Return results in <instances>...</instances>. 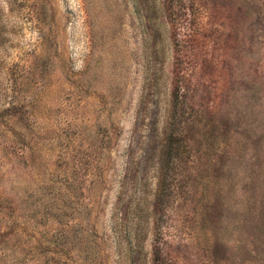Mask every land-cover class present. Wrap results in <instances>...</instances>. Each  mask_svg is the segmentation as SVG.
<instances>
[{
    "label": "rangeland",
    "instance_id": "obj_1",
    "mask_svg": "<svg viewBox=\"0 0 264 264\" xmlns=\"http://www.w3.org/2000/svg\"><path fill=\"white\" fill-rule=\"evenodd\" d=\"M0 264H264V0H0Z\"/></svg>",
    "mask_w": 264,
    "mask_h": 264
}]
</instances>
